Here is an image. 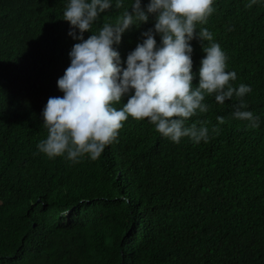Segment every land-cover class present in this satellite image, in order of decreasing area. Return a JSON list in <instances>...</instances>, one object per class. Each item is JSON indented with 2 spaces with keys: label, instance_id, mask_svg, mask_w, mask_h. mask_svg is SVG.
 Listing matches in <instances>:
<instances>
[{
  "label": "trees",
  "instance_id": "trees-1",
  "mask_svg": "<svg viewBox=\"0 0 264 264\" xmlns=\"http://www.w3.org/2000/svg\"><path fill=\"white\" fill-rule=\"evenodd\" d=\"M69 2L0 0V264H264V0L252 8L214 0L196 26L226 54V71L237 75L230 83L251 87L243 110L259 117L258 128L233 118L237 97L219 104L208 96V112L186 121H207V143L177 144L129 117L117 142L78 163L37 148L47 137L43 109L63 96L57 81L81 42L63 19ZM115 2L93 32L131 11L133 0L121 9ZM154 25L150 16L122 34L114 45L122 67ZM190 44L195 88L206 54L198 38Z\"/></svg>",
  "mask_w": 264,
  "mask_h": 264
},
{
  "label": "clouds",
  "instance_id": "clouds-1",
  "mask_svg": "<svg viewBox=\"0 0 264 264\" xmlns=\"http://www.w3.org/2000/svg\"><path fill=\"white\" fill-rule=\"evenodd\" d=\"M258 0L246 5L252 8ZM214 0H149L145 8L141 0H133L131 11L116 0L115 8H124L114 23L105 22L93 32V25L101 14L113 8L112 0H70L63 19L72 27L68 33L81 42L73 45L70 65L57 81L63 96L49 97L42 112L46 139L37 148L48 158L65 156L78 163L85 156L97 160L106 146L117 142L119 131L129 117L147 120L155 131L174 143L182 138L193 143H207L210 139L207 121L186 125L197 113H206L209 105L205 98L214 96L223 104L233 96L239 99L233 118L247 122V127L258 128L259 117L243 110V98L252 91L240 84L234 71H226L227 56L220 45L213 42L207 28L197 32V24H206L215 11ZM155 18L154 29L142 33L146 37L137 44L121 66L120 54L114 48L121 42L122 34L133 25L139 27ZM79 30V35L76 30ZM94 34L84 39L85 32ZM161 42L158 45L155 35ZM198 38L206 54L201 60L199 84L193 88V48L190 44ZM207 41V46L204 42ZM127 102L119 110L115 105L124 97ZM219 125L225 123L218 116ZM213 133H219L214 126Z\"/></svg>",
  "mask_w": 264,
  "mask_h": 264
}]
</instances>
